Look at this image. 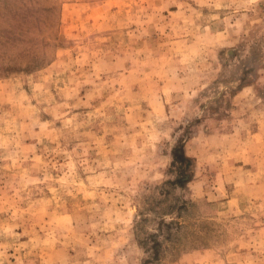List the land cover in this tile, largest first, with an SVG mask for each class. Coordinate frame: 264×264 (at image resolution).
Returning <instances> with one entry per match:
<instances>
[{
    "label": "rangeland",
    "instance_id": "374dc122",
    "mask_svg": "<svg viewBox=\"0 0 264 264\" xmlns=\"http://www.w3.org/2000/svg\"><path fill=\"white\" fill-rule=\"evenodd\" d=\"M175 195L157 264H264V0H0V264H144Z\"/></svg>",
    "mask_w": 264,
    "mask_h": 264
},
{
    "label": "trees",
    "instance_id": "16d2710c",
    "mask_svg": "<svg viewBox=\"0 0 264 264\" xmlns=\"http://www.w3.org/2000/svg\"><path fill=\"white\" fill-rule=\"evenodd\" d=\"M191 165L190 158L184 152V139L176 142L171 149L170 170L176 173L173 179H167L163 185L158 188L159 193L169 195V192L164 188L167 185L171 187L185 189L189 181L188 169ZM162 201H156V203ZM194 201L175 195L174 203L169 205L167 211H155L154 217L141 212L139 218L136 220L138 231L136 239L138 244L144 251L145 258L142 263H161L165 259L167 249L172 246L175 250L179 249L177 243L180 242L182 232L184 229V222L182 217L185 216L192 206ZM155 210V209H154ZM168 217V219H166ZM154 221L151 229H146L145 224Z\"/></svg>",
    "mask_w": 264,
    "mask_h": 264
}]
</instances>
